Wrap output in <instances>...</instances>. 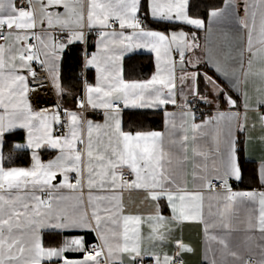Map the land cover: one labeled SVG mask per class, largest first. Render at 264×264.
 I'll return each mask as SVG.
<instances>
[{"label":"snow or ice","instance_id":"6c2138e0","mask_svg":"<svg viewBox=\"0 0 264 264\" xmlns=\"http://www.w3.org/2000/svg\"><path fill=\"white\" fill-rule=\"evenodd\" d=\"M188 6L189 0H0V264H124L125 256L128 264H144L145 259L152 264H175L174 256L157 250L171 234L168 224L198 221L205 224L206 233L219 227L223 234L209 239L228 249V237L238 230L234 221L242 214L244 231L259 233L264 240V191L233 192L229 185L230 179H241L232 122L237 121L236 131H246L247 112L252 110L258 113L264 129V114L259 113L264 106V88H257L262 98L257 99L255 108L248 103L247 92L250 79L264 85V0H244L245 17L239 18V23L247 30V43L241 52L239 76L236 67L222 62L210 49H202L195 32L157 31L144 24V17L150 16L157 22L205 28L203 19L189 15ZM229 9L235 11V4L225 0L224 8L211 9L208 15L222 21L231 14ZM257 12L260 22L254 38ZM85 29L95 32L97 49L86 58L85 67L94 68L97 76L95 85L86 84L85 99L78 107L103 110V123L85 120L67 109L34 110L29 102V93L34 90L30 82L42 87L43 81L37 79L33 65L38 64L58 95L62 94L59 53L68 44L86 42ZM137 49L155 53L156 72L148 80L124 79L122 61ZM198 50L203 51L205 60L196 56ZM200 63L215 73L202 74L208 95L198 90ZM257 63L261 67L253 71ZM220 78L227 81L224 87L218 83ZM185 87L204 103L219 101L230 109L236 107L230 94L235 91L244 99L245 123L239 122V112L219 111V105L215 114L197 123L184 95ZM178 94L185 101L183 105H177ZM121 104L124 108L171 104L185 110L179 123L175 113H165L169 129L166 143L165 133L159 131H125ZM221 122L227 128L223 150ZM56 125L63 129L60 134L55 133ZM210 127L216 128L212 136L215 147L206 148L201 141L209 136ZM18 129L26 132V142L16 143L14 148L30 150L32 164L27 168L5 167V134ZM260 141L264 143V136ZM44 148L56 155L42 161L39 150ZM217 157L223 173L210 179V172L219 173ZM188 164L192 167L191 188L185 174ZM58 175L63 181L53 183ZM259 176L264 182V164ZM62 189L79 194L68 196ZM125 193H129V201L132 193L142 194L143 201L155 204L153 212L145 215L130 210ZM206 199L216 201L215 213L209 204V215L216 217L211 224L204 219ZM160 201H166L171 209L170 218L161 214ZM67 230L93 231L99 243L86 249L84 237L77 236L65 238L59 247L45 246V232ZM175 243L179 252L192 251L182 240ZM259 248L261 259L256 264H264V244ZM66 252H82L83 258L69 259ZM229 254L243 259L235 251ZM243 264H253L252 257L243 259Z\"/></svg>","mask_w":264,"mask_h":264},{"label":"crops","instance_id":"0c3cea01","mask_svg":"<svg viewBox=\"0 0 264 264\" xmlns=\"http://www.w3.org/2000/svg\"><path fill=\"white\" fill-rule=\"evenodd\" d=\"M252 0H249V3H251ZM232 3L235 4V11H232L229 9V12L231 13L227 19L219 21V20H213L209 17L208 13L205 17L202 16H194L190 14L189 12V6H188V13L192 17L201 18L205 21V28L203 29H195L188 25L178 24L179 26L176 27H169L167 29H160L156 27H149L146 25V22L144 24L147 26V28L151 30H157V31H179L183 30L187 33L195 32L198 41L200 45L202 46V49H210L214 55L219 58L222 62H226L233 67L237 68V76L240 75L239 72V64L241 60V52L244 50L246 43H247V30L241 28L239 23V18L245 17L244 13V0H232ZM190 4V0H189ZM225 1L222 6L215 9H221L224 8ZM150 17V16H149ZM151 19V17H150ZM249 24H251V17L247 18ZM152 20V19H151ZM259 22H260V14L257 12L256 17V32H254V38L256 33H258L259 30ZM93 35L91 37V43L93 45V48L84 55L83 60V67L81 70H86V76H83L80 71V77L82 79V92L78 93L73 90H65L62 94H59L62 105L69 111H76L82 115V117L85 120H92L97 123H103L104 121V115L103 110L100 109H91L90 107L86 106L88 108V111L83 114L81 112V108L78 107L79 101L82 99H85L86 96V84L95 85L96 83V71L94 68L85 67V61L86 58L90 57L91 54L95 53L97 51L95 46V40L96 35L95 32H92ZM67 47V46H66ZM59 53L60 59L57 62L58 63V71H59V80L61 84V67H62V60H63V54L66 49ZM133 55H147L152 59L153 62V69L151 72L145 76V77H137V78H127L125 75V60L129 56ZM173 56L177 59H179L178 54L175 52L173 53ZM196 56L200 57L202 60H205L206 57L203 55V51L198 50L196 53ZM193 60L196 59V57H192ZM246 60H247V53L244 52V62L246 66ZM137 65H140V59L137 61ZM123 74L124 79L126 80H148L152 77V75L156 72V62H155V53L149 52L147 49H137L132 53H128L125 55L123 61ZM189 71H192V67L190 65L187 66ZM261 65L258 63L254 65L253 71H258ZM197 68L199 72L201 73V76L203 78V73L207 72L208 75L215 76L214 70H210L209 67L205 63H200L197 65ZM177 92L179 93L181 90V85L179 81V76L181 75L179 66L177 67ZM204 90L201 92L202 95H208V85L206 84L204 78ZM218 83L221 84L222 87H224L227 84V81H225L223 78H220L218 80ZM62 86V84H61ZM258 87L264 88V85H261L258 79H250L249 84L247 86V92H248V103L250 104L251 108H255L256 101L261 97V93L257 91ZM198 90H199V80H198ZM184 95L187 97L188 106L196 114V122L199 123L202 120L206 119L207 117L215 114L218 110L217 105H219V111L224 112H239L240 113V123H245L244 121V112L245 109L243 107L244 99L235 91H232L230 94L233 96V99L236 100V107L235 108H229L227 104L220 103L217 101L213 104H207L203 101H200L197 97L190 94V91L187 87L183 89ZM185 103L184 99L181 98V96L177 95V105H183ZM198 108L199 111H195L194 109ZM121 112H120V118L122 121V126L125 131H159L162 133H165L166 135V143L167 138L169 135V129L166 127L165 123V113H175L176 114V122L179 123L180 121V113L184 111L185 109L183 107H179L176 105H165L160 108H124L121 104ZM151 113L150 116L158 118L161 117L162 126L161 127H154V128H148V129H132V128H126L124 126V119L126 115L132 114V113ZM259 113L264 114V106H261L259 108ZM258 113L256 111L249 110L247 112V121H246V131H236L235 127L237 124V121H233V135L236 138V142H238V138L240 135L243 138V147H244V155L248 160L254 161L257 165L258 175L259 170L264 164V143L260 141V137L264 136V129L261 128V125L258 122L257 119ZM138 116V115H137ZM255 124V128L252 127V125ZM56 127V126H55ZM219 129L223 131L224 136H222V142H221V150H223L226 147V141L224 137L227 135V128L225 127V122H221L219 125ZM209 136L206 138V140L201 141L202 146L206 148H212L215 147L212 136L215 134L216 128L210 127L209 128ZM56 133V131H55ZM58 134V133H56ZM6 139H10L13 141V145L16 143H25L26 142V132L22 129H18L13 133H6L4 137V143ZM29 151V162L24 165H9L5 167H30L32 164L31 160V152ZM39 154L42 161H48L52 159L56 153L54 150H50L47 148L40 149ZM3 155H4V147H3ZM238 155V152H237ZM189 156L191 157V152L189 151ZM238 163H239V157H238ZM240 165V163H239ZM212 167L210 163V168ZM215 168L219 170V173L217 172H210L209 178L211 179L213 176H216L217 174L223 173V166L221 163V160L219 157L216 159ZM191 172L192 167L191 164H188L186 166L185 174L187 175L188 179V186L189 188L192 187L191 183ZM260 179V176H259ZM63 181V177L58 175L57 180L53 181V183H59ZM240 180H236L235 178H232L229 180V185L233 192H244V191H264V182L261 181V187L258 188H250V189H240L237 186V183ZM71 182H75L72 180ZM63 193L68 196H76L79 193L71 192L68 189H62ZM219 191V190H217ZM209 195L206 193V196ZM125 201L128 203V207L130 210L133 211H139L145 215L153 212L155 208V204L147 201H143L142 194L132 193L131 194V201H129V193L124 194ZM84 198L85 203L87 201V189L84 191ZM211 203L212 209L211 211L215 213L216 211V201L214 199L209 200L206 199L205 206H204V219L207 223L211 224L216 217L214 215H209V204ZM160 212L161 214L166 217L170 218L172 216L171 209L167 206L166 201H160ZM244 217L243 214L240 217V220L234 221V224L237 231L232 232V234L228 237V249H224L220 244H218L216 241H213L209 239V236L216 235L220 236L222 235V231L219 227L216 228H209L208 232L206 233L204 228L205 224L198 222V221H184L182 223H170L168 224V227L172 229L171 234L168 236V239L166 242L163 243L162 248H158V251L167 252L169 255L175 257H182L184 259V264H212L213 261L216 262V264H243V259H247L249 256L252 257V259L255 260V263L258 262L261 259L260 255V248L259 245L264 244V240H261L260 234L255 233L251 234L246 231H244V223L243 221ZM147 227L144 228V233L147 235ZM47 233V232H45ZM43 234V242H44V236ZM56 234L53 235L56 236V238L60 241L59 243H53L48 244L46 247H59L63 243V240L65 238H72L77 236H83L84 242L86 243V240H92V245L98 244L99 241L97 239L96 233L89 230H67L64 232H55ZM87 234V237L85 236ZM251 236V238H249ZM55 238V237H54ZM182 240L185 244L189 245L192 248L191 252H179V249L176 247V241ZM159 244V242H157ZM91 246V245H90ZM90 246H85L86 249H88ZM144 246L147 248L149 247V242L146 240ZM231 251H235L238 256L242 257L241 260H236L234 257H232L229 253ZM177 252H179V255H177ZM69 259H82L83 253L82 252H66L64 254ZM106 255V253H105ZM55 264V261L53 262ZM124 264H128V258L127 256L124 257Z\"/></svg>","mask_w":264,"mask_h":264},{"label":"trees","instance_id":"16d2710c","mask_svg":"<svg viewBox=\"0 0 264 264\" xmlns=\"http://www.w3.org/2000/svg\"><path fill=\"white\" fill-rule=\"evenodd\" d=\"M225 0H190L189 12L194 16L205 17L209 10L219 8L223 5ZM144 22L149 27H156L160 29H167L169 27L179 26L178 24H169L164 22H157L150 19L149 16L144 17ZM93 33L86 38V51L89 52L93 45L91 37ZM140 59V65L137 61ZM84 60V43L75 42L68 44L62 60L61 67V84L65 90H73L78 93L82 92V79L80 71L83 67ZM153 69L152 59L147 55H133L125 60V75L127 78L133 79L137 77L147 76ZM210 69V68H209ZM212 70V69H210ZM204 90L203 78H199V92ZM61 101V99H60ZM147 112L132 113L126 115L124 119V126L132 129H148L158 128L162 126L161 117L155 118L150 116ZM138 115V116H137ZM237 152L241 168V179L237 183L240 189H250L261 187L257 165L254 161L248 160L244 155L243 138L240 135L237 142ZM4 165H24L29 162V151L17 150L14 148L13 141L6 139L4 143ZM56 233H45L44 243L46 245L59 243L60 241L53 237ZM87 237V234H85ZM92 245V240H86L85 246Z\"/></svg>","mask_w":264,"mask_h":264},{"label":"built area","instance_id":"2783aa9c","mask_svg":"<svg viewBox=\"0 0 264 264\" xmlns=\"http://www.w3.org/2000/svg\"><path fill=\"white\" fill-rule=\"evenodd\" d=\"M86 37L90 35L91 33H88V30L85 29ZM86 42H84V55H86ZM35 71L37 72V79L43 81V86H37L30 82V87L34 88L33 91L29 93V102L31 103L34 110H48L49 112L53 111H60L62 109H66L61 101L60 96L58 95L56 89L51 84L50 78L48 77L47 73L42 71L40 66L38 64L33 65ZM81 74L83 76H86V70H81ZM83 114H85L88 111V108L85 106V108L80 109ZM195 111H199L198 108L194 109ZM62 123L64 122V117L61 115ZM56 133L60 134V132L63 131L60 125H56L55 127ZM215 183V181H213ZM217 190H220L219 187H217ZM90 249V247L88 248ZM106 258V255H105ZM175 264H184V259L182 257H175ZM255 263V260L253 259V264ZM144 264H152V261L150 259H145Z\"/></svg>","mask_w":264,"mask_h":264}]
</instances>
